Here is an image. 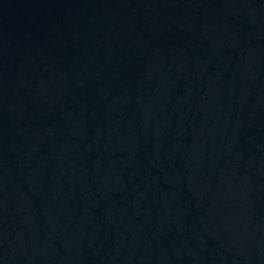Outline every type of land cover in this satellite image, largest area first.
Wrapping results in <instances>:
<instances>
[{
  "label": "water",
  "instance_id": "1",
  "mask_svg": "<svg viewBox=\"0 0 264 264\" xmlns=\"http://www.w3.org/2000/svg\"><path fill=\"white\" fill-rule=\"evenodd\" d=\"M0 264H264V0H0Z\"/></svg>",
  "mask_w": 264,
  "mask_h": 264
}]
</instances>
